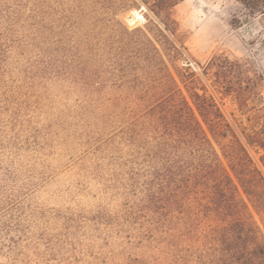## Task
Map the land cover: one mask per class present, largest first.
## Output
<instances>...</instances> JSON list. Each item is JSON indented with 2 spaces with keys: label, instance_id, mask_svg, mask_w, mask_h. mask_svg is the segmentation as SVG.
Wrapping results in <instances>:
<instances>
[{
  "label": "rangeland",
  "instance_id": "1",
  "mask_svg": "<svg viewBox=\"0 0 264 264\" xmlns=\"http://www.w3.org/2000/svg\"><path fill=\"white\" fill-rule=\"evenodd\" d=\"M21 1L27 14L34 0ZM101 1L85 21L80 0H40L35 34L22 14L0 17V264H213L200 187L181 188L187 153L156 145L145 107L95 49L108 19L133 28L144 10ZM241 13L235 0L176 5L200 75L221 52L264 75L263 31L256 20L231 26ZM217 101L242 118L230 98Z\"/></svg>",
  "mask_w": 264,
  "mask_h": 264
},
{
  "label": "trees",
  "instance_id": "2",
  "mask_svg": "<svg viewBox=\"0 0 264 264\" xmlns=\"http://www.w3.org/2000/svg\"><path fill=\"white\" fill-rule=\"evenodd\" d=\"M39 1L31 2L25 14L19 10L21 0L11 6L0 0V17L22 14L35 34L44 20ZM181 1L116 0L121 13L139 5L144 23L128 28L108 19L95 49L105 60L107 76L145 107L156 145L187 153L181 188L200 187L197 206L204 215V237L212 245V263L264 264V75L247 59L223 52L201 66V75L196 72L174 15ZM235 1L242 13L231 26L256 20L264 34V0ZM102 3L80 0L79 13L90 21ZM96 25L91 23L92 29ZM217 97L230 98L242 118L231 121Z\"/></svg>",
  "mask_w": 264,
  "mask_h": 264
}]
</instances>
